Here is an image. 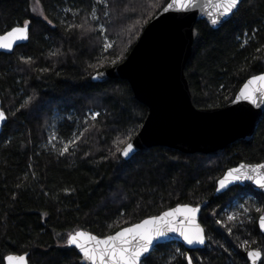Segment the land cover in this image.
Returning a JSON list of instances; mask_svg holds the SVG:
<instances>
[{"label":"trees","instance_id":"16d2710c","mask_svg":"<svg viewBox=\"0 0 264 264\" xmlns=\"http://www.w3.org/2000/svg\"><path fill=\"white\" fill-rule=\"evenodd\" d=\"M169 1L105 0L101 6L97 0H0V35L25 20L31 29L27 44L0 53V97L9 117L0 135V264L10 254L25 253L29 264H83L75 248L61 247L69 233L84 229L106 237L179 204H205L200 221L208 243L195 251L177 243L158 245L150 264H188V253L195 264H250L249 248L264 255L262 213L252 208V218L235 223L224 213L235 199L250 196L264 208V195L235 186L215 196L228 169L264 161V114L251 140L214 154L155 147L124 160L121 151L148 109L127 81L92 80L128 56ZM100 24L113 41L107 51ZM196 29L186 65L195 104L226 106L247 79L264 72V0H243L218 29L206 22ZM29 57L32 63H25ZM96 112L100 116L93 121L89 114ZM55 116L61 142L83 134L71 154L48 147Z\"/></svg>","mask_w":264,"mask_h":264},{"label":"water","instance_id":"95a60500","mask_svg":"<svg viewBox=\"0 0 264 264\" xmlns=\"http://www.w3.org/2000/svg\"><path fill=\"white\" fill-rule=\"evenodd\" d=\"M171 2L172 0L147 24L124 61L99 71L92 77L93 82H105L109 79L127 81L136 100L148 109L147 117L140 130L128 142L133 144V152L128 157H124L121 151V156L124 160H129L137 153L155 147H166L187 155L214 154L239 140H251L255 135L257 122L264 114V106L257 107L244 100L236 101L240 90L253 76L246 80L235 98L226 106L215 108H199L196 106L195 95L186 75V65L192 56L194 44L198 37L196 26L199 22H206L211 28L218 29L227 23L237 11L225 18L221 23L213 25L209 15L213 11L210 0H201L198 8L189 11L180 10L178 4L165 11L164 9ZM242 2L243 0L238 5V9ZM30 31L29 26V38L27 40H18L13 45L11 51L0 49V53L12 54L18 47L27 44L30 39ZM261 74H264V72ZM0 108L3 109L1 97ZM6 117L7 119L3 122V127H0V135L8 122L9 117L7 113ZM127 144L124 148L127 147ZM261 163H264V161ZM240 164L250 163L241 162L232 168H236ZM218 182L215 196H219L235 186H251L255 191L264 195L262 190L249 181H245L243 184H231L226 189L220 191H217L219 188ZM183 205L195 207V205L191 204H179L171 209ZM197 206L200 207V212L197 213L196 222L205 230V244L191 246L178 234L169 233L166 239L154 241L150 254L158 245L172 242L181 244L188 251L200 250L206 247L208 243L207 233L200 221L201 212L205 204ZM171 209L165 210L159 215ZM155 216H150L143 220ZM143 220L135 224H139ZM259 229L264 235V229L260 227ZM80 230L97 236L90 231ZM97 237L106 238L107 236ZM70 247L75 248L74 245ZM75 249L79 253V249ZM253 250L261 251L260 249H251L249 251ZM10 255H27L29 262V253ZM79 255L81 256L82 263L86 264L82 259L83 254L79 253ZM189 256L192 257L188 254L187 257ZM6 257L4 264H7ZM247 258L250 264H252V260L248 255ZM262 259L263 253L256 264H260ZM192 264H195L193 259Z\"/></svg>","mask_w":264,"mask_h":264},{"label":"snow or ice","instance_id":"6c2138e0","mask_svg":"<svg viewBox=\"0 0 264 264\" xmlns=\"http://www.w3.org/2000/svg\"><path fill=\"white\" fill-rule=\"evenodd\" d=\"M99 3H104V0H98ZM213 11L209 13L211 23L217 25L225 20V18L238 11V5L241 0H210ZM178 4L180 10L189 11L200 6L201 0H172L164 9L168 11ZM36 11L35 8L32 9ZM70 11V10H69ZM78 13H73L77 15ZM41 15L43 11L41 10ZM93 20L98 19L95 12H92ZM44 19L49 24L47 16ZM30 21L25 20L23 26H15L5 35L0 36V49L11 51L13 45L18 40H27L29 38ZM71 28H79L82 31H96L97 29H85L83 24H72ZM100 32H106L107 29L100 26ZM112 47L109 42L104 43V50L107 51ZM25 63H32V58L29 57ZM98 78V77H97ZM248 101L257 107L264 106V74L253 76L240 90L236 97V101ZM30 102V101H29ZM27 105H25L26 107ZM100 116L96 112L92 119L96 120ZM7 119L5 111L0 108V127H3V122ZM89 129H85L88 131ZM80 136H74L66 141L62 148L58 150V154L63 156L70 153V146L75 149ZM52 139H56L53 135ZM55 147V145H53ZM133 152V144L128 143L127 147L122 150V155L128 157ZM245 181L251 182L257 188L264 192V163L257 164H240L236 168H231L227 171L222 179L219 180V188L217 191L226 189L231 184H243ZM244 212H248L249 208H244L240 205ZM255 211L264 213V208L257 207ZM200 212L199 206L183 205L164 212L162 215L151 217L143 220L139 224L123 228L117 231L114 235H108L106 238H99L95 235L87 233L83 230L69 233L66 239L65 246H75L82 253V259L86 264H150V252L153 249L154 241L166 239L169 233L178 234L183 240L191 246L204 245L206 242L205 230L196 222L197 213ZM215 215V213H213ZM229 221L238 219L236 215L228 217ZM220 223V221H217ZM259 227L264 229V214L259 217ZM229 232L231 230L229 229ZM248 242L245 241V244ZM248 257L252 260V264H256L262 253L258 250L248 251ZM143 258V259H142ZM7 264H29L27 255H8L6 257ZM188 264H192V257H187Z\"/></svg>","mask_w":264,"mask_h":264},{"label":"rangeland","instance_id":"374dc122","mask_svg":"<svg viewBox=\"0 0 264 264\" xmlns=\"http://www.w3.org/2000/svg\"><path fill=\"white\" fill-rule=\"evenodd\" d=\"M98 2V0H97ZM99 3V2H98ZM101 6H105V0H104V3H99ZM37 10L38 7L36 6L35 7ZM98 20V19H97ZM102 24H100L101 26ZM100 26H99V29H100ZM104 27V26H103ZM105 28V27H104ZM102 36L104 37L105 39V42H109L113 45V41H111L109 38L106 37L105 35V32H102ZM138 41V40H137ZM110 49V48H109ZM108 49V50H109ZM130 53V52H129ZM126 59V58H125ZM124 59V60H125ZM123 60V61H124ZM95 113H90V117H92ZM59 120L58 116H55V123L53 124V126L51 127L50 129V136H49V142H48V147H51L53 149H60L63 147L64 143L65 142H61L58 138H57V135H56V124H57V121ZM53 135L56 136V139H52ZM75 136H78V133L75 135ZM53 145H55V147H53ZM71 148V146H70ZM240 205H243L244 208H249V211L248 212H244L243 208L240 207ZM257 205H258V200L255 198V197H248V198H242V199H235L232 203H230L226 209L224 210V213L226 216H231V215H236L238 217V219H236L235 221H231L233 223L235 222H238V221H243V219H250L252 218V208H257ZM261 215V214H260ZM252 249V248H249L248 251Z\"/></svg>","mask_w":264,"mask_h":264},{"label":"flooded vegetation","instance_id":"af4514ba","mask_svg":"<svg viewBox=\"0 0 264 264\" xmlns=\"http://www.w3.org/2000/svg\"><path fill=\"white\" fill-rule=\"evenodd\" d=\"M172 243H175V242H172ZM177 244H179V243H177ZM263 253V252H262ZM189 254V253H188ZM188 256V255H187ZM187 256H186V259H187ZM263 257H264V255H263ZM263 260V259H262ZM262 260H261V262H262ZM249 261V260H248ZM250 263V262H249Z\"/></svg>","mask_w":264,"mask_h":264},{"label":"bare ground","instance_id":"6f19581e","mask_svg":"<svg viewBox=\"0 0 264 264\" xmlns=\"http://www.w3.org/2000/svg\"><path fill=\"white\" fill-rule=\"evenodd\" d=\"M95 75V74H94Z\"/></svg>","mask_w":264,"mask_h":264}]
</instances>
